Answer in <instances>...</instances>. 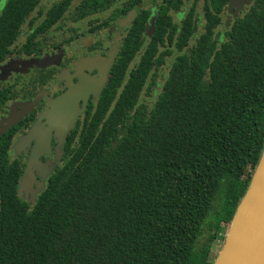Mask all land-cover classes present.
Wrapping results in <instances>:
<instances>
[{"label":"trees","instance_id":"16d2710c","mask_svg":"<svg viewBox=\"0 0 264 264\" xmlns=\"http://www.w3.org/2000/svg\"><path fill=\"white\" fill-rule=\"evenodd\" d=\"M38 1H8L0 63ZM228 3L208 0L193 43L192 19L162 16L133 69L141 44L125 43L98 111L34 203L19 194L11 133L0 139V264H214L264 149V0L222 35ZM171 57L147 104L143 93L153 97Z\"/></svg>","mask_w":264,"mask_h":264},{"label":"flooded vegetation","instance_id":"af4514ba","mask_svg":"<svg viewBox=\"0 0 264 264\" xmlns=\"http://www.w3.org/2000/svg\"><path fill=\"white\" fill-rule=\"evenodd\" d=\"M8 1L0 0V11H4ZM92 1L39 0L23 22L12 52L0 63V89L9 90L11 96L9 101L0 103V125L14 111L23 112L24 106L33 105L0 137L11 133L9 160L23 171L19 185L37 145L34 140L18 146L19 140L39 122L51 137L49 151L40 157V161L53 162L55 169L45 179L35 171L32 188L21 196L29 202L35 195L37 200L44 191L49 178L64 164L68 145L79 138L87 122L98 111L127 41L141 44L131 63L133 69L145 53L147 41L155 35L162 16L168 14L177 25L183 24L188 17L192 19L197 26L192 43L205 32L207 25L208 0H204L202 10L200 0H98L90 3ZM231 1L221 13L222 23L217 33L222 35L255 0L233 12L229 11ZM71 93L73 98L69 104L59 110L67 115L76 113L74 127L56 125L58 128L50 129L51 121L46 116H51L53 103ZM73 106L77 108L72 109Z\"/></svg>","mask_w":264,"mask_h":264},{"label":"water","instance_id":"95a60500","mask_svg":"<svg viewBox=\"0 0 264 264\" xmlns=\"http://www.w3.org/2000/svg\"><path fill=\"white\" fill-rule=\"evenodd\" d=\"M251 1L232 0L229 11L240 10L244 3L250 4ZM72 98V93L67 94L53 103L51 116H46L51 121L49 122L50 129L58 128L56 125L74 127L76 113H69L67 115L61 113L59 110L62 106L69 104ZM32 106H24L23 112L14 111L4 121V126L0 125V137L14 127L31 110ZM74 108L77 107L73 106L72 109ZM47 132L48 130L39 122L26 136L19 140L18 146H24L34 140L37 143L30 156L25 175L19 185L20 196L28 193L32 188L35 171L39 172L42 179H45L55 169L53 162L42 163L40 161V157L46 155L51 146V137ZM35 201L36 195L32 196L31 203ZM214 264H264V149L249 187L238 204L234 217L225 234L222 248Z\"/></svg>","mask_w":264,"mask_h":264},{"label":"rangeland","instance_id":"374dc122","mask_svg":"<svg viewBox=\"0 0 264 264\" xmlns=\"http://www.w3.org/2000/svg\"><path fill=\"white\" fill-rule=\"evenodd\" d=\"M203 3H204V0H200L199 1V8L200 10H202V6H203ZM2 13V10L0 11V14ZM201 31V30H200ZM221 32H224V29L221 28L220 30ZM173 59L174 58H169L167 60V64L164 66L163 70L159 72V77L157 79V84H160V86L158 87H154L155 90V94H153V97L149 96L147 94V90L143 93L142 95V100H144L147 104H154L155 102V99L157 97V95L159 94V91H160V88H161V85L164 83V76H168V73L170 71V66L173 62ZM224 199H225V193L223 190L220 191V193L218 194L217 196V199L214 203V208L213 210L211 211V215L209 217V219L207 220V225L205 226V231L203 233V237L202 239L200 240L199 242V245H202L204 243H206V241L208 240V237L210 235V230H209V226L211 223L215 222L216 219H217V212L220 211L223 203H224ZM224 235V234H223ZM222 245H223V242L222 241H218L217 243L214 244L213 246V250H214V254L217 256L222 248Z\"/></svg>","mask_w":264,"mask_h":264}]
</instances>
